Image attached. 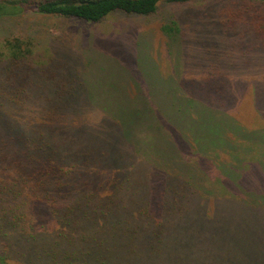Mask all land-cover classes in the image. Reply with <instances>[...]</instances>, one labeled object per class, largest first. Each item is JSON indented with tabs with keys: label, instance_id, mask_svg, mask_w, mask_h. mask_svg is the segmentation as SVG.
Wrapping results in <instances>:
<instances>
[{
	"label": "trees",
	"instance_id": "1",
	"mask_svg": "<svg viewBox=\"0 0 264 264\" xmlns=\"http://www.w3.org/2000/svg\"><path fill=\"white\" fill-rule=\"evenodd\" d=\"M201 1L0 0V17L100 24ZM217 13L229 60L197 53L194 70L175 19L159 28L164 67L140 39L132 76L99 57L91 78L71 53L41 62L31 41H5L0 264H264V0Z\"/></svg>",
	"mask_w": 264,
	"mask_h": 264
},
{
	"label": "rangeland",
	"instance_id": "2",
	"mask_svg": "<svg viewBox=\"0 0 264 264\" xmlns=\"http://www.w3.org/2000/svg\"><path fill=\"white\" fill-rule=\"evenodd\" d=\"M239 1L203 0L186 5H163L157 15L153 17L118 14L108 17L100 24L42 16L26 11L19 15L0 17V54L3 52L2 45L5 41L13 39L28 40L33 43L34 56L41 62H45L43 57L50 56L52 53L53 55H61L68 52L71 53L70 56L77 58V64H80L81 70H85L87 73L90 72L89 74L85 73V75L93 78L96 69L86 68L87 59L100 57L101 62L106 57L112 65H114L113 60H115L122 69L127 71L126 74L129 73L132 76L135 74L136 69L133 67V59L129 53H134L132 44L140 39L144 42V48L149 49L148 53L151 54L153 60L160 63L161 68L164 67L163 60L167 50L163 44L159 28L161 23H167L175 19L179 23L183 39V42H181V55L185 51L188 52V56L182 55L184 56L183 62L188 65L183 68L193 69L191 67L193 60H196L197 53L200 56L203 54L209 55V61L217 60V58L221 61L229 60V54L223 53V46L217 40L221 38L222 32L218 29L219 20L216 15L221 8ZM202 42H207V45H203ZM209 49L212 50L208 52ZM214 51L220 52L216 55ZM2 59L3 57L0 56V70L3 65ZM186 76L194 77L196 75L193 71L186 73ZM249 98L244 97L242 107L239 113L237 112L238 118L246 123H251V114L255 115L249 107ZM223 158L225 156H222L219 160ZM263 178V174L259 171L255 173L253 179L256 180L257 187L263 183ZM201 186L202 192L208 188L205 180L201 181Z\"/></svg>",
	"mask_w": 264,
	"mask_h": 264
}]
</instances>
